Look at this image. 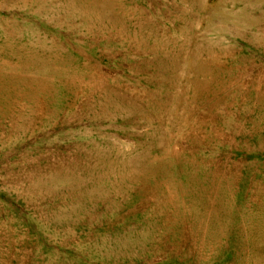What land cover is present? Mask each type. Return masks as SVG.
Instances as JSON below:
<instances>
[{"label": "rangeland", "instance_id": "374dc122", "mask_svg": "<svg viewBox=\"0 0 264 264\" xmlns=\"http://www.w3.org/2000/svg\"><path fill=\"white\" fill-rule=\"evenodd\" d=\"M0 41V264H264V0H0Z\"/></svg>", "mask_w": 264, "mask_h": 264}, {"label": "bare ground", "instance_id": "6f19581e", "mask_svg": "<svg viewBox=\"0 0 264 264\" xmlns=\"http://www.w3.org/2000/svg\"><path fill=\"white\" fill-rule=\"evenodd\" d=\"M12 45L11 44H8L6 42H2L0 41V57L2 56H6L4 59H2V64L5 65V66H9L10 64H12L14 61L15 63L17 64V61L18 59L24 63L23 60H25L23 57H20V55L18 53H16L14 50L10 51V52H4L3 51V48H10ZM15 48H21V47H15ZM18 55V57H17ZM44 58L46 59L45 62L47 63L48 62V59H51L52 62L55 64V66L53 67L54 69L56 68H59L57 66H60L61 65V61L60 60H57L55 57H51L49 55H47V53H44ZM9 57H11L12 59L10 60ZM16 57V60L15 58ZM56 60V62H54ZM80 70V69H79ZM83 71V70H81ZM85 72V71H84ZM19 77V76H18ZM17 76H14V75H11L9 74L7 77L5 78H1L0 77V81H2V83H4L5 81H9V80H13V81H19V78ZM31 81V80H29ZM9 90V89H8ZM11 90V89H10ZM12 94H14L13 96H16V95H22L24 96L23 92L19 93L18 91H12V93L9 94V96H11ZM9 106L12 105V103L14 102V100H9ZM2 104L0 103V106ZM153 107V106H152ZM168 144V143H167ZM170 144V143H169ZM235 148V147H234ZM168 156V155H167ZM197 156V155H196ZM207 165V164H206ZM255 171V170H254ZM257 172V171H256ZM229 173V172H228ZM222 177V176H221ZM157 186H155L154 188L155 189H162L166 194H168L170 196L171 199H173V196H174V188H179L181 185V183L179 181H176V180H172V181H169V180H165V181H160L159 183L156 184ZM239 188V187H238ZM181 190L185 191L183 187L180 188ZM264 189V188H263ZM262 195V194H261ZM226 196V195H225ZM175 199H176V196H175ZM232 199V198H231ZM181 201V200H180ZM179 201V202H180ZM255 203V202H254ZM174 204V203H173ZM247 206V205H246ZM258 207H261L262 204H258L257 205ZM245 208V207H244ZM177 213V211H176ZM244 213V212H243ZM172 219V217H171ZM261 237L264 239V235H261ZM198 257V256H197ZM225 257V256H224Z\"/></svg>", "mask_w": 264, "mask_h": 264}]
</instances>
